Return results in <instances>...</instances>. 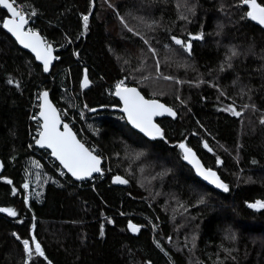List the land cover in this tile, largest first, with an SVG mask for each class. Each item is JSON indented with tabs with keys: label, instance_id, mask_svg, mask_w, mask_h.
<instances>
[{
	"label": "trees",
	"instance_id": "trees-1",
	"mask_svg": "<svg viewBox=\"0 0 264 264\" xmlns=\"http://www.w3.org/2000/svg\"><path fill=\"white\" fill-rule=\"evenodd\" d=\"M14 6L59 59L44 74L3 32L0 11V207L17 212L0 213V264H24L13 232L30 244L32 233L44 251L46 259L33 255L29 264H264V209L247 207L264 200V32L244 16L246 6L239 0H14ZM171 36L191 43V54ZM230 48L240 53L231 67ZM119 81L176 112L174 120L157 121L163 140L148 141L128 127L111 90ZM41 91L60 115L73 118L77 138L96 149L101 177L61 178L58 166L45 162L48 153L34 148L39 123L31 118ZM180 143L217 173L227 193L196 179ZM115 176L127 183L116 185ZM129 221L139 232L128 230Z\"/></svg>",
	"mask_w": 264,
	"mask_h": 264
},
{
	"label": "snow or ice",
	"instance_id": "snow-or-ice-1",
	"mask_svg": "<svg viewBox=\"0 0 264 264\" xmlns=\"http://www.w3.org/2000/svg\"><path fill=\"white\" fill-rule=\"evenodd\" d=\"M240 6H246V11L244 16L249 20L254 21L261 28H264V3H258L257 0H239ZM111 7V5H109ZM0 7L7 10L11 18H3L2 27L15 38L16 42L20 44L23 48L30 50L34 55L37 61H39L43 66V71L45 73L49 72L50 64L53 60L59 59L58 56H53V46L44 40L36 31L31 28L25 29V25L28 23L25 15L14 6V0H0ZM195 6L189 7L188 11L193 12ZM33 11L31 15H35ZM182 20H186L187 17L181 15L179 17ZM243 18V17H242ZM82 24L84 29L88 28L89 16L83 15L81 17ZM123 24L124 21L121 20ZM127 27V25H125ZM223 25L218 24L217 28L222 29ZM130 32L133 30L128 29ZM137 33L133 32V35ZM219 34V32L217 33ZM173 43L180 46L184 49L185 52L191 54L190 49L192 47L191 43H185L176 36H171ZM202 39V34L191 35L189 34V40H200ZM71 42V41H69ZM147 43V41H145ZM165 48H168V45H165ZM148 51L152 53V56H156V51L152 47L148 48ZM230 56H226L225 62L231 67V59L238 56L240 53L235 50V48H230ZM75 54V53H74ZM157 71L159 72V64L156 65ZM220 71H224L223 64L221 65ZM147 79V77H145ZM163 79L169 80L171 77L164 76ZM9 84L12 83L11 80L8 81ZM88 79L85 77L81 81V88L88 86ZM176 83H181L177 80ZM116 91L113 95L119 97V100L123 107L120 109L124 113L127 122L133 129L138 130L140 133H143L144 136L149 139L159 138L164 139L162 129L156 124L153 123V117L167 114L175 118L177 115L176 112L165 106L162 103L157 102L156 100L145 99L136 88H128L124 86L123 81H119L115 85ZM221 95H224L221 92ZM48 93H40V119L43 121L40 124L42 131L38 132L39 139L35 140V144L40 148L50 149L51 155L55 160L59 161V164L62 166V169L66 170L67 173H70L73 178L77 181L84 180L89 178L93 173L101 172L100 168V158L95 154L96 149H89L85 147L84 143L77 140L76 136L73 134L72 130L67 124L63 125V131L58 130V126L61 124V119L57 115V109L47 99ZM249 105H244L247 108ZM230 111L235 116H240L241 113L237 112L234 108L225 109ZM259 123L264 125V116L260 118ZM93 134H96L95 132ZM182 153V159L188 164L192 165L195 169L196 174L206 180L209 184L214 185L216 188L227 193L229 191V186L222 182L221 179L217 176V173L210 168H205L201 165V162L197 159L195 153L190 147H187L184 143L178 145ZM204 147L208 151H212L207 144H204ZM138 153L137 155H141ZM216 163L219 166L222 161L219 157L216 159ZM39 165H37L38 167ZM63 174V172H61ZM6 183L11 184L12 181L6 180ZM113 183L126 184L127 180L122 179L120 176L113 177ZM24 189H28V182L22 185ZM13 194H16V189H12ZM25 205L28 203L27 196L24 197ZM203 203V200L200 201ZM247 207L254 210L264 209V200H256L253 203H248ZM0 213H6L9 217H16L17 212L11 207H0ZM19 222V221H17ZM108 223L111 224L113 221L108 220ZM128 230L133 234L139 232L140 226L133 224L131 221L128 223ZM12 235L20 241L23 246L24 252V264H29V261L32 259L33 255L37 257L45 258V253L42 250L40 243L33 238L31 244L27 239H21L16 232H13ZM100 235H104V226L101 225ZM231 239L235 240V235H231ZM196 237L193 236V240ZM156 247L159 248L162 252L164 251L161 248L159 243H156ZM166 256L168 253H164Z\"/></svg>",
	"mask_w": 264,
	"mask_h": 264
},
{
	"label": "water",
	"instance_id": "water-1",
	"mask_svg": "<svg viewBox=\"0 0 264 264\" xmlns=\"http://www.w3.org/2000/svg\"><path fill=\"white\" fill-rule=\"evenodd\" d=\"M0 11L4 12V13L6 14V17H5V18H11V17H10V14L7 12L6 9L0 7ZM27 21H28V20H27ZM250 22H251L252 24H254L256 27L260 28V29L264 32V28H261V27H260L258 24H256L254 21H251V20H250ZM2 23H3V22H2ZM1 28H2L3 32H4L6 35H8V36L13 40V42L17 45V47H18L20 50L24 51L25 53H28V54L34 59L35 63L41 67L42 72H43L44 74L49 73V72L45 73V72L43 71V66H42V64H41L39 61L36 60L35 55H34L30 50L25 49V48H23L20 44H18V43L16 42L15 38L12 37L11 34L8 33V32L2 27V24H1ZM27 29H28V23L25 25V29H24V30H27ZM53 49H54V48H53ZM190 50H191V49H190ZM53 56H55V50H53ZM54 62H55V60H53V62L50 64L49 71H50L51 67L53 66ZM127 87H128V88H136L135 86H127ZM136 89H137V88H136ZM115 91H116V90H115ZM137 91H138V89H137ZM41 92H46V91H41ZM41 92H40V93H41ZM47 93H48V92H47ZM141 95H142V94H141ZM142 96H143V95H142ZM114 98L118 101V103H119V105H120V107L117 109V111L123 115L124 120H125V122L127 123L128 127H129L133 132L137 133L138 135H140V136L143 137L144 139H146V140H148V141H153L154 139H149L148 137L144 136L143 133H140L138 130L133 129V128L131 127V125L128 124L127 119H126L124 113L120 111V109L123 107V105L121 104V102H120V100H119V97H117V96L114 95ZM144 98H145V97H144ZM47 99H48V101L53 105V107H55L54 104H53V103L51 102V100H50L49 94H48ZM145 99H146V98H145ZM149 100H150V99H149ZM156 101L159 102V103H162V102H160V101H158V100H156ZM40 104H41V99H40V94H39V96H38V113H37V119H38V121H39V131H42V129L40 128V124H42L43 121L40 119V116H39V113H40ZM162 104H164V103H162ZM164 105H165V104H164ZM165 106H166V105H165ZM167 107H168V106H167ZM55 108H56V107H55ZM57 115L60 117V114H59V111H58V110H57ZM175 118H176V116H175ZM175 118H173V117H171V116H168L167 114H163V115H160V116H155V117H153V123H156V124L158 125V123H157L158 120H163V119L174 120ZM60 119H61V118H60ZM64 124H66V123L61 119V124L58 126V130L63 131V125H64ZM158 126H159V125H158ZM159 127H160V126H159ZM69 128H70V127H69ZM70 129H71V128H70ZM71 130H72V129H71ZM72 132H73V134L76 136V134L74 133L73 130H72ZM76 138H77V136H76ZM36 139H39V136H37ZM77 140H79V139L77 138ZM79 141H80V140H79ZM85 147H86V146H85ZM34 148L37 149V150L45 151V152L49 153V154H50V157H51V158L57 163V165L62 169V166L59 164V161L55 160V158L51 155V151H50V149L40 148V147H38V146L35 144V142H34ZM99 158H100V157H99ZM185 162H186V161H185ZM186 164H187V166L191 169V171H192L193 174L195 175L196 179H198V180H199L200 182H202L204 185H206L207 187H209V188H211V189H213V190H215V191H218V192L222 191V190L216 188L214 185L209 184V183H208L206 180H204L202 177L198 176V175L196 174L195 169L192 167V165L188 164L187 162H186ZM102 165H103V160L100 158V165H99V166H100V168H101V172H99V173H93L91 177H89V178H85L84 180H81V181H77V180H75V178H73V177L71 176L70 173H67L66 170L62 169V171H63V172H64V173H65V174H66V175H67L72 181H74L75 183H83V182H87V181H89V180H91V179H93V178H95V177H101V176L104 174V171H103V169H102ZM201 165H202V164H201ZM202 166H203V165H202ZM2 171H3V165H2V163H1V161H0V175H1ZM217 176H218V175H217ZM218 177H219V176H218ZM221 181H222V180H221ZM222 182H223V181H222ZM115 184H116V185H122V184H120V183H115ZM135 234H136V233H135Z\"/></svg>",
	"mask_w": 264,
	"mask_h": 264
},
{
	"label": "built area",
	"instance_id": "built-area-1",
	"mask_svg": "<svg viewBox=\"0 0 264 264\" xmlns=\"http://www.w3.org/2000/svg\"><path fill=\"white\" fill-rule=\"evenodd\" d=\"M117 84V83H116ZM116 84H114L113 86H112V93H114L115 92V90H116V88H115V85ZM60 118L72 129V127H73V125L75 124L74 123V120H73V118L71 117V116H67V115H65L64 113H62L61 115H60ZM38 121V119H37V116L36 117H32L31 118V121H33V122H35V121ZM38 123H39V121H38ZM74 131V130H73ZM38 132H39V125H38V130L36 131V133L34 134L35 135V137L37 138V136H38ZM75 133V132H74ZM36 138H35V140H36ZM45 162H47V163H49V166L51 167H54L55 165H57V163L50 157V154L48 153V155H47V157L45 158ZM58 166V165H57ZM61 172H63L62 171V169L58 166V169H55V173L57 174V175H59L61 178H64L65 177V173L63 172V174H61ZM90 181H92V179L90 180Z\"/></svg>",
	"mask_w": 264,
	"mask_h": 264
},
{
	"label": "rangeland",
	"instance_id": "rangeland-1",
	"mask_svg": "<svg viewBox=\"0 0 264 264\" xmlns=\"http://www.w3.org/2000/svg\"><path fill=\"white\" fill-rule=\"evenodd\" d=\"M33 238H34V237H33L32 233H31V240H32Z\"/></svg>",
	"mask_w": 264,
	"mask_h": 264
}]
</instances>
